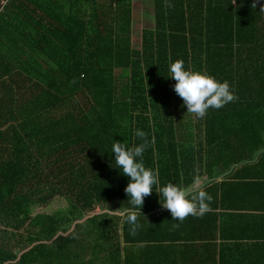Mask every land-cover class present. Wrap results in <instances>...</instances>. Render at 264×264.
Instances as JSON below:
<instances>
[{
  "label": "trees",
  "instance_id": "obj_1",
  "mask_svg": "<svg viewBox=\"0 0 264 264\" xmlns=\"http://www.w3.org/2000/svg\"><path fill=\"white\" fill-rule=\"evenodd\" d=\"M5 1L0 264H125L130 180L111 149L143 143L137 129L161 187H190L264 146V0H153L156 26L139 48L133 0ZM176 60L227 81L237 99L187 113ZM162 209L154 188L139 225Z\"/></svg>",
  "mask_w": 264,
  "mask_h": 264
},
{
  "label": "crops",
  "instance_id": "obj_2",
  "mask_svg": "<svg viewBox=\"0 0 264 264\" xmlns=\"http://www.w3.org/2000/svg\"><path fill=\"white\" fill-rule=\"evenodd\" d=\"M216 171L196 181L211 210L183 222L166 209L148 216L122 239L125 264H264V146L241 166Z\"/></svg>",
  "mask_w": 264,
  "mask_h": 264
},
{
  "label": "clouds",
  "instance_id": "obj_3",
  "mask_svg": "<svg viewBox=\"0 0 264 264\" xmlns=\"http://www.w3.org/2000/svg\"><path fill=\"white\" fill-rule=\"evenodd\" d=\"M258 2L259 0H253L252 8H256ZM165 7L172 5L166 2ZM260 11H264V5L260 7ZM169 71L170 77L176 81L174 91L187 106V113L198 118L205 117L210 108L220 109L237 99L227 81L220 82L207 73L186 70L183 60L171 63ZM135 134L143 143L129 148L123 143L116 142L111 149L115 154L116 167L130 180L125 192L133 207L125 209L122 213V223L131 225V233L135 235L139 229V213L145 197L152 195L154 188L160 194L161 207L171 213L173 220L183 222L189 216L200 218L208 213L211 210L212 197L198 185V182H194L190 187H181L171 182L166 186H160L158 171L147 168L142 159L150 143L147 134L139 129ZM173 227H179V224Z\"/></svg>",
  "mask_w": 264,
  "mask_h": 264
},
{
  "label": "rangeland",
  "instance_id": "obj_4",
  "mask_svg": "<svg viewBox=\"0 0 264 264\" xmlns=\"http://www.w3.org/2000/svg\"><path fill=\"white\" fill-rule=\"evenodd\" d=\"M6 4L7 1L0 0V11ZM133 5L132 43L135 48H139L143 29L156 26L155 6L153 0H133Z\"/></svg>",
  "mask_w": 264,
  "mask_h": 264
}]
</instances>
